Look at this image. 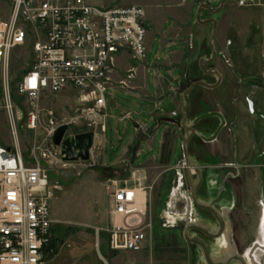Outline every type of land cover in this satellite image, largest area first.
<instances>
[{"label":"rangeland","instance_id":"1","mask_svg":"<svg viewBox=\"0 0 264 264\" xmlns=\"http://www.w3.org/2000/svg\"><path fill=\"white\" fill-rule=\"evenodd\" d=\"M98 1L107 6L140 5L145 9L148 65L152 66L158 56L161 58L158 63L168 55L172 61V54L182 49L178 53L177 65L183 67L181 60L188 57L192 67V74L184 80V86L190 85L196 78L213 81V76L206 75L199 67V58L211 55L208 41L212 24L197 21L199 6L211 0ZM259 2L262 6L241 7L237 0H228L218 13L206 11L202 16V19L219 20L214 43L220 54L214 65L223 73L224 84L215 90L196 89L190 96V115L196 118L209 109L221 106L233 121L231 127L224 129L216 144L206 143L200 133L190 149L193 170L202 168L205 175L199 198L205 203H213L226 216L232 215L233 225L228 227L225 242L221 244L206 237L215 258L221 256L223 251L228 254L234 252L227 241L233 229L237 242L248 253L254 246L248 232L245 233L248 238L245 235L244 241L240 239L242 230L250 222H247L249 217L242 222L239 215L244 210L246 187L258 176L264 182V29L256 18L264 9V0ZM9 12V3L0 0V18L7 20ZM26 47H18L11 54L9 68L13 89L20 75L32 63ZM139 63L142 62L133 58L119 63L118 73L114 75L115 82L124 80L128 82V87L109 89L107 92V109L103 112L107 114L105 134L100 126L90 125L82 116L92 104L84 103L76 90L47 93L42 98L43 124L37 130L29 129L24 120L17 124V138L26 152L45 135L48 110L54 111L65 122L76 121L77 124L69 126L68 133L72 135L94 130L102 135L97 138L96 146L94 143L93 158L54 167L51 174L53 181L60 182V189L56 190L52 200L57 251L48 264H207L202 248L184 237L185 227L190 221L199 222L213 232L217 230V225L212 224L215 217L211 213L191 203V187L183 152L185 132L165 119L181 118L179 95L173 89L175 85L169 81L156 87L158 77L168 78L169 73L165 68L158 77L154 69L148 70L146 79L144 69L138 68ZM179 73L175 68L174 76H179ZM3 88V68L0 65V139L10 145L15 136L4 108ZM168 95L177 102V115L171 110ZM241 101L248 111L253 103L254 111L249 121H245V116L240 113L238 104ZM123 111L131 112L132 117L120 119ZM134 122H140V127L137 128ZM247 127L251 129L252 139L248 143L243 134L249 136ZM245 146L248 154L243 158L238 157ZM252 146L255 148L251 151ZM215 164L223 168L218 171ZM230 171L241 173V176L239 179L229 178L227 173ZM194 178L197 181V174H194ZM113 180L120 184L127 182L139 188L142 196H147V215L153 219V228L147 247L141 252H116L110 248L108 230L111 218L107 186ZM224 180L226 187H223ZM251 200L257 201L254 190ZM258 212L261 214L260 207ZM250 217L252 222V215ZM262 229L264 231V227ZM251 230L255 228L251 226ZM201 234L197 230L190 232L191 236ZM259 251L257 248V255Z\"/></svg>","mask_w":264,"mask_h":264},{"label":"built area","instance_id":"2","mask_svg":"<svg viewBox=\"0 0 264 264\" xmlns=\"http://www.w3.org/2000/svg\"><path fill=\"white\" fill-rule=\"evenodd\" d=\"M6 1L9 18H0L2 100L15 139L10 145L0 139V264H48L57 251L52 200L60 189L51 174L54 167L70 162L53 138L58 127L76 121L65 122L48 110L45 135L27 152L17 138V124L24 120L29 129L37 130L43 124L42 98L47 93L76 90L84 103L92 104L82 116L105 132L107 92L128 87V82L114 79L120 56L142 63L147 59L146 11L140 5L107 6L98 0ZM237 1L241 7L262 6L259 0ZM26 45L32 63L13 89L11 54ZM68 132L64 138L72 135ZM107 187L110 248L145 250L153 228L147 196L127 182L113 180Z\"/></svg>","mask_w":264,"mask_h":264},{"label":"water","instance_id":"3","mask_svg":"<svg viewBox=\"0 0 264 264\" xmlns=\"http://www.w3.org/2000/svg\"><path fill=\"white\" fill-rule=\"evenodd\" d=\"M226 1L228 0H222L221 6L219 8H216L215 6H213V4L204 2L199 6L198 11H197V21L199 23L201 24L211 23L212 24V30H211V34H210L209 41H208L209 47L212 52V56L210 58L201 57L199 60V66H200V69L206 75H215L218 78L217 82L209 83L205 80H197L194 83H192L186 90H184L180 94L181 101H182V110H183L182 120L179 122L175 120L174 118H166V120L176 123L178 126L182 127V129L185 131V135L183 137V152H184V157L186 161L187 174H188V178L190 182L191 197H192L193 202L195 203L197 207L211 213L217 219L219 223V230L216 233L212 232L210 228L202 225L201 223L194 222V221L189 222L186 225L185 230H184L185 239L188 240L189 242L197 244L198 246L202 248L204 252V258L207 264H232L231 262L232 260L231 259L227 261L214 260L206 239L203 236H191L190 235L191 230H197L207 237L217 238L223 234L226 223L222 215V212L219 209H217L213 203H205L199 198V191L204 183V174H203L202 168L198 167L193 170V166H192L193 159L189 152V146H190L193 136L196 134V131L192 126L188 124L187 96L198 86H203L209 89H215L222 82V77H223L222 73L215 67H209V65L214 62L218 54L217 49L214 44V40L216 37V32H217L219 21L217 18L202 19V14L205 8L209 10L211 13H214V14L218 13L223 8ZM188 71H189V68H188ZM263 84H264V78H263ZM213 114L219 115L222 118V124L217 129V132L215 133V135L211 137L210 139H206V140H213L217 136V134L220 132V130L222 129L225 123V118L222 114L217 113V112ZM122 115L123 117H126L127 113L123 112ZM206 116H208V114L203 117H206ZM201 118L202 117L198 118L197 120ZM68 129H69V126L67 124L61 125L55 131L54 138H53L54 144L62 148V152L65 155L64 159L66 161L90 160L91 150L93 148L94 138H95L94 131L83 132V133L67 136L66 138H64ZM194 173H196L198 176L197 181L194 178ZM250 257L251 259L253 258L251 255ZM235 258H237L235 260L240 261L241 264H247V260L245 259L244 256L238 255ZM252 262L253 264L255 263L253 260Z\"/></svg>","mask_w":264,"mask_h":264},{"label":"flooded vegetation","instance_id":"4","mask_svg":"<svg viewBox=\"0 0 264 264\" xmlns=\"http://www.w3.org/2000/svg\"><path fill=\"white\" fill-rule=\"evenodd\" d=\"M221 2H222V0L220 1V2H218V0H211V2H208V3H210V4H213V6H215L216 8H219L220 6H221ZM226 3V2H225ZM225 5V4H224ZM224 7V6H223ZM223 9V8H222ZM221 9V10H222ZM220 10V11H221ZM210 12L209 10H207L206 8L204 9V11H203V14H202V16L205 14V12ZM212 17V16H211ZM216 47V46H215ZM211 50V49H210ZM218 52V51H217ZM219 52H218V54H217V57H216V59L214 60V62L212 63V64H210L209 65V67H215V62L217 61V58H218V56H219ZM222 54V53H221ZM212 56V52H211V55H210V57ZM203 57V56H202ZM210 57H205V58H210ZM201 58V57H200ZM200 58H199V60H200ZM185 63H186V67H185V70H184V74H183V78H182V80L180 81V83H179V87L180 88H178V95L180 96V94L184 91V90H186L192 83H194L195 81H197V80H205V81H207V82H209V83H216L217 82V80H218V78L215 76V75H209V76H213V81H209V80H207V79H202V78H196L195 79V81H193L190 85H187V86H184V80H186V79H189L190 78V75L192 74V67H191V65H190V63H189V58L187 57L186 58V61H185ZM200 67V66H199ZM188 68H189V71H188ZM216 68V67H215ZM219 70V69H218ZM220 71V70H219ZM221 72V71H220ZM222 73V72H221ZM222 82L220 83V85L217 87V88H215V89H218V88H220L223 84H224V75H223V73H222ZM188 81V80H187ZM262 84H263V81H262ZM264 85V84H263ZM199 87H202V88H206V87H203V86H198V87H196L188 96H187V99H188V97L196 90V89H198ZM206 89H209V88H206ZM215 89H209V90H215ZM181 98V97H180ZM182 102V101H181ZM188 102V101H187ZM215 112H217V113H220V114H222L223 116H224V118H225V123H224V125H223V127H222V129L220 130V132L217 134V136L213 139V140H206V139H210L211 137H213L214 135H215V133L217 132V129L219 128V126L222 124V118L219 116V115H216V114H213V113H215ZM187 113H188V124L190 125V126H192L194 129H195V131H196V134L193 136V138H192V140H191V143H190V146H189V152H190V149H191V147H192V144H193V141H194V139L196 138V136L198 135V134H200V133H202L203 134V136L205 137L204 138V141L206 142V143H208V144H213V143H215V142H217L220 138H221V135H222V133H223V131H224V129L225 128H229V127H231L232 126V124H233V121H231L229 118H228V116L226 115V111L223 109V108H220V106L218 107V109H209V110H207V111H205V112H203L202 114H200V115H198L196 118H193V117H191V115H190V108H187ZM212 113V114H211ZM208 114V116H206V117H203V116H205V115H207ZM210 114V115H209ZM177 115V114H176ZM182 117H183V110H181V118L180 119H178L177 117H172V118H174L175 120H177V121H181L182 120ZM200 117H202L201 119H199V120H197L198 118H200ZM196 119V120H195ZM195 120V121H194ZM170 122V121H169ZM236 122V121H235ZM171 123H173V124H175L179 129H181V131H184L183 129H182V127H180V126H178L176 123H174V122H171ZM197 124V125H196ZM211 131V132H210ZM185 132V131H184ZM210 132V133H209ZM201 135V134H200ZM190 155H191V152H190ZM216 165V167H217V169H218V171H220L222 168H223V166L222 165H218L217 166V164H215ZM194 174H196V173H194ZM203 174H204V172H203ZM228 175H229V178H233V179H239V177L241 176V173H237V174H235L234 172H228L227 173ZM204 177H205V175H204ZM227 180V179H226ZM226 180H224L225 181V183H226ZM226 185V184H225ZM233 192H235L234 190H233ZM236 194V193H235ZM199 196H200V192H199ZM237 196V195H236ZM231 197H232V199H233V195H231ZM192 200V199H191ZM191 203H193V201L191 202ZM262 203V202H261ZM194 204V203H193ZM215 206V205H214ZM216 207V206H215ZM217 208V207H216ZM230 209H232V206H230L229 207ZM218 209V208H217ZM220 210V209H219ZM253 210V208H251V206H249V207H244V210L243 211H241V213H240V215H239V217H241L240 218V220L242 221V222H244L246 219H247V215H249V213L251 212ZM221 211V210H220ZM222 212V211H221ZM203 213V212H202ZM209 213V212H208ZM222 215H223V217H224V220H225V223H226V226H225V229H224V232H223V234L225 233L226 235H227V232H228V227H232V225H233V220H232V215H225V213H223L222 212ZM246 217V218H245ZM213 223L212 224H216L217 225V230L215 231V233L219 230V223H218V221H217V219L216 218H213V221H212ZM247 222H248V220H247ZM232 223V224H231ZM249 224H247L246 226H248ZM241 227H242V225H241ZM243 231V230H242ZM213 232V231H212ZM201 236H205L204 234H201ZM206 237L207 236H205V239H206ZM207 238H209L210 239V237H207ZM237 237H236V233H235V231H234V229H233V232L231 233V236L230 237H228V240L227 241H229V244L234 248L233 249V253H227V252H224L223 251V253H221V256H219V257H217V258H215V256H213V258H214V260H216V261H227V260H229V259H231L232 261V264H241V262L240 261H238V260H235V259H237V258H235V257H237L238 255H241V256H244L245 257V259L247 260V264H250L249 262H248V260H250V262H251V264H253V262H252V260H251V257H250V254L245 250V248L244 247H242L238 242H237V239H236ZM226 239H227V237H226ZM207 240V239H206ZM257 246H255L254 248L252 247L251 248V250L252 249H255L254 250V252L257 250ZM255 262V261H254ZM207 263V262H206ZM254 264H260V263H257V262H255Z\"/></svg>","mask_w":264,"mask_h":264},{"label":"crops","instance_id":"5","mask_svg":"<svg viewBox=\"0 0 264 264\" xmlns=\"http://www.w3.org/2000/svg\"><path fill=\"white\" fill-rule=\"evenodd\" d=\"M259 14L260 15H258L256 18H257V20L260 23L259 25L264 29V9L263 8H262V10H260V13ZM167 45H174V43L173 44L172 43H167ZM180 51H182V49H180L179 51H177V52H175V53L172 54V59H173L172 61H171L170 55H168V56H166V58H165V60L163 62L158 63V60L161 59L158 56L155 59V62L153 63L152 66L148 65V63H147L148 56H147V59H146L145 62L137 64L138 65V68L139 69L142 68V70L144 69V71L146 72V79L148 78V73H149V72H147L148 70L154 69V71L156 72V75L158 77L159 74H160V72L162 71V69L165 68L167 70V72L169 73L168 78L162 77V76L158 77V80H157V83H156V87H157V85H164V83L166 81H169L170 83H172L173 85H175L173 87V89L175 90V92H178V88H180L179 87V83L182 80V77H183V74H184V72L182 71V68L185 70V67H186L185 61H186V58H187V57H183L182 60H181V62L183 64L182 65L183 67H181L180 65H177V63H178V53ZM128 58L129 57L127 55L126 56L125 55H122V56H120V62H123L125 59H128ZM175 68H178V70L180 72L179 73V76H174L173 73H174V69ZM171 74H173V76ZM128 92H130V91L128 90ZM190 96L187 99V101H188V108H190L192 106V103H191V97L192 96L191 97ZM167 97L170 98L171 110L173 112H175L176 114H178L179 113V110H178V106H177V102H176L175 98L173 96H171V95H168ZM179 101L181 102L180 96H179ZM204 102H206V101L204 100ZM238 106H239V108L241 110L240 113L242 112L241 114L244 115L245 118H246L245 121H249V119H250L249 116L254 111V109H253V103H251V110H249V111H248V109H246V105L242 101L239 102ZM179 109H180V111L182 110V102H181V107ZM123 112H126V111H123ZM123 112L120 115V119L125 118L122 115ZM126 113L127 114L128 113L131 114L130 116H126V117H129V118L132 117V113L131 112L128 111ZM166 118H170V117H165V119ZM134 123H135V126L137 128L140 127V122H134ZM247 129H248V132H249V136L246 135L245 133H243V134H244V140L247 141V143H248V141L250 142V140H252V139L250 138L251 137V135H250L251 134V129H249L248 127H247ZM106 132H107V128H106V131L104 132V134ZM94 134H95L94 135V137H95L94 138V141H95L94 143H95V146H96V141H98L97 138L98 137H101L102 135H100L99 134V131H97V130H94ZM103 137H104V140H105V136H103ZM219 141H220V139L217 142H219ZM217 142L213 143L212 145L216 144ZM246 148L247 147L245 146L244 149H242V151H241V153H240V155L238 157H241V158L246 157V155L248 154ZM253 148H255V147L252 146L251 151L253 150ZM91 151L93 153V148H92ZM254 155H255V157H257L256 156V153ZM93 156L94 155L92 154V158H93ZM214 157L217 158L216 155ZM238 157H236V158H238ZM223 187H226L225 182H223ZM263 188H264V182H263V179H262L261 176H258L257 178L253 179V181L248 185V187H246V191L244 192V207L251 206L252 208H255L257 206V208L259 209V207H260L259 201H260V203L262 202V204L264 206V201H263V199H264V189ZM253 190H254V192L256 193V196H257V201L256 202H254L253 200H251V193L253 192ZM109 202H110V196H109ZM258 209H257V211H258ZM53 216H54V218L56 220H59L58 218L55 217V215H53ZM260 229H261V227H260V225H258V228L256 229V232L254 233V236L251 237V236L248 235L249 238L251 237L250 239L252 240V244L254 245L253 248L259 243L260 238L262 236V232H261ZM235 233H236V231H235ZM245 233L246 232L243 230L242 233L240 234V236H241L240 239L243 240V241L245 239V235H246ZM248 236L246 235L247 238H248ZM256 251L253 253V256H252L253 258L251 260H253V261L257 262V263L263 264L262 263L261 256L260 255H257Z\"/></svg>","mask_w":264,"mask_h":264},{"label":"bare ground","instance_id":"6","mask_svg":"<svg viewBox=\"0 0 264 264\" xmlns=\"http://www.w3.org/2000/svg\"><path fill=\"white\" fill-rule=\"evenodd\" d=\"M214 42H215V40H214ZM193 203H192V205H193ZM259 205H260L261 214H259V212L257 211V209H258L257 206L255 208H253V210L249 213V215H247V218L249 217L247 220L250 223H249L248 226L245 227L244 231L248 232V235L252 237V236H254V233L256 232V229L258 228V225H260L262 236L260 238L261 241L256 246L259 247V249L261 250V251H259V255L261 256L262 261H263V259H264V245H263L264 244V234L263 233L264 232H263L262 228L264 227V206H263L262 203H260V201H259ZM251 215L253 217V221L252 222H251V217H250ZM251 226H253V228H255L254 231L251 230ZM249 227H250V230H249ZM212 240H217L218 242H220L222 244L226 240V234L224 233L220 237L212 238ZM208 245L210 247V251H211V254H212V246L209 243H208ZM254 250L255 249H252L251 252H249V254L251 256H253ZM248 262L251 264L250 260H248Z\"/></svg>","mask_w":264,"mask_h":264}]
</instances>
